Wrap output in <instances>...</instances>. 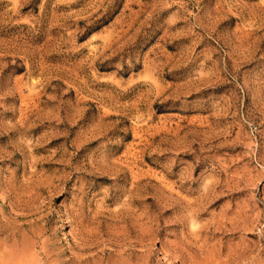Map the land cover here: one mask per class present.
Masks as SVG:
<instances>
[{
    "label": "rangeland",
    "instance_id": "rangeland-1",
    "mask_svg": "<svg viewBox=\"0 0 264 264\" xmlns=\"http://www.w3.org/2000/svg\"><path fill=\"white\" fill-rule=\"evenodd\" d=\"M0 264H264V0H0Z\"/></svg>",
    "mask_w": 264,
    "mask_h": 264
}]
</instances>
